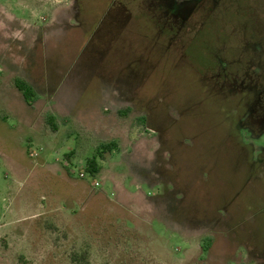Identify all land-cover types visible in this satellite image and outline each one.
I'll return each mask as SVG.
<instances>
[{
  "label": "rangeland",
  "instance_id": "obj_1",
  "mask_svg": "<svg viewBox=\"0 0 264 264\" xmlns=\"http://www.w3.org/2000/svg\"><path fill=\"white\" fill-rule=\"evenodd\" d=\"M70 2L0 0V264H263L252 253L264 246L261 183L251 175L245 181L235 159L239 134L230 132L233 114L223 118L219 102L203 95L197 77L202 65H159L150 79L138 82L149 80L139 90L154 108V124L148 126L160 137L155 158L157 144L153 133H143L140 107L118 117L109 91L83 70L90 56H79L88 37L66 30ZM93 3L98 7L101 0ZM249 4L253 23L264 32V0ZM49 22L44 34L36 30ZM135 34L124 38L133 45ZM132 45L116 43L108 52L106 44L101 50L110 56L97 57L94 68L116 65ZM78 75L81 82L88 76L86 84L70 88ZM16 80L35 91L32 106ZM241 138L253 144L256 157L264 138ZM113 140L120 153L106 155L95 179H79L85 161ZM68 153L70 175L63 168ZM156 159L163 182L151 192L135 175ZM144 192L158 199L148 200ZM206 238L212 243L202 255Z\"/></svg>",
  "mask_w": 264,
  "mask_h": 264
},
{
  "label": "trees",
  "instance_id": "obj_2",
  "mask_svg": "<svg viewBox=\"0 0 264 264\" xmlns=\"http://www.w3.org/2000/svg\"><path fill=\"white\" fill-rule=\"evenodd\" d=\"M249 1L251 2V0L248 2L247 0H212L216 5L211 7L210 13L204 15L195 11L189 19L190 22L183 25L181 22L178 25L166 24L167 16L164 14L158 16L160 17L158 20L154 17L151 19L147 13L146 17L138 14L134 16L131 23L136 29L137 37L134 39L137 42L132 45L130 39V43L132 50L137 53L146 48L147 59L154 66L150 73L151 77L153 71L158 70L157 66L164 67L172 62L173 56L166 50L170 51L173 47H166V44L170 42H166L165 39L178 35L182 40L178 43V49L184 50L186 60L189 63L193 61L202 65L201 74L197 77L202 86L203 95L205 97L209 95L219 102V113L223 118L227 114H233L234 122L230 132L237 136L239 134L235 144V159L241 162L245 181H248L251 175L261 183V186L258 183L257 192L264 198V178H261L264 169V140L260 142L259 154L254 157V147L245 144L241 138L242 134L246 137H250L248 136L250 134L251 139L264 138V32H260L259 27L253 23L255 11ZM231 32H236L239 37H234ZM132 33L135 34L130 30V35ZM158 37L163 38L160 40ZM161 54L162 57H160ZM160 58L162 62H159ZM252 59L257 61L252 63ZM251 80L258 86L254 88L241 86V82L248 84ZM15 87L22 94L26 105L32 106L37 98L33 88L20 80L15 81ZM257 121L259 125H256ZM47 124L52 130H56L52 116L47 118ZM226 135L224 133V140ZM116 149L115 142L101 144L93 156L85 161L83 172L79 173V179L84 178L80 177V174L95 179L101 172V163L106 155H112ZM65 159L68 166L63 165V168L66 175H70L73 153L66 154ZM211 243V239L208 238L202 241V255L206 254ZM252 253L264 259V246L258 252L255 249ZM80 259L85 261L84 256H75L74 260Z\"/></svg>",
  "mask_w": 264,
  "mask_h": 264
},
{
  "label": "flooded vegetation",
  "instance_id": "obj_3",
  "mask_svg": "<svg viewBox=\"0 0 264 264\" xmlns=\"http://www.w3.org/2000/svg\"><path fill=\"white\" fill-rule=\"evenodd\" d=\"M213 2L212 0H101V4L97 7L96 5L98 4L95 5L93 3V0H71L70 7L66 12V15H70L69 21L71 23H69L68 28L66 29L65 27V29H77L81 32L83 31V37H88L87 44L81 49V55L79 56L81 57L82 55L84 56L88 53V56H90L88 64L84 62L86 64L84 65L83 70H86L87 72H89V74H92L93 79H98V81L101 83L99 85L102 86V89L100 88L101 90L109 91L108 93L111 98L109 102L112 101L115 105L114 113L118 117L125 118L129 116L130 113L133 114L136 107H140L139 109L137 108L136 111L140 112V116H138V119L140 121V126L144 129L143 133L147 135L153 133L155 143L157 144V149H155L152 153L155 158L157 156V153H159L160 151V137H157L158 130H152L151 132L149 130L151 128H149L148 126V123L154 124V118L151 113L154 111V108L150 106L147 99L144 97L146 95V92L145 94H143L144 91H142V88L141 91L139 90L140 87L145 85L147 81L142 82L141 86L138 85V82L140 80H145L146 78L150 77V73L153 70L152 68H154L151 62L147 59L146 54L148 52L146 48H144L143 51H139L138 53L134 50H132L131 52L128 51L127 54L122 51L121 53H123L124 55L122 56V59H119V61H117L116 65H113L110 68L106 66L107 68H103L102 70H100V72L97 71L98 69L96 70L94 68L95 63L97 62L96 59L97 57H103L104 59L110 56L106 53V51L101 50L103 47H106V44L108 45L107 51L111 52L112 47L114 46V44L116 45V43L121 44L122 47H125L126 43H130V40L128 41L124 37L131 36L130 25L132 23V20L134 19V16H136L137 14H142L144 17H146L147 13L151 17V19L154 17L156 20L160 18H158V16H162L164 14L165 16H167L165 20L166 24L178 25L179 22H181L183 25L186 22H190L189 19H191L195 11L204 15L210 13L211 7L216 5ZM215 3H217V1ZM133 9L137 10V12H135V15L132 14ZM60 22H62V15L61 17H59L57 22H55V29L59 28ZM50 24L51 23L49 22L47 25H42L36 30L44 34L47 30H49V28H51ZM63 36L65 37L66 35L63 33L62 37ZM161 38L163 37H158V39L160 40ZM165 41L170 42L169 44H166V47H173L170 51L166 50V52H169V54L173 56L172 62H188L186 60L184 50L178 49V43L182 42V40L179 39L178 35H175L173 37H166ZM160 57H162V54ZM254 61L257 60H251L252 63H254ZM159 62H162L161 58ZM78 65L79 64L77 61L70 68V70L72 71L74 69H78ZM77 79V86H74V84L72 83L71 85H69L70 88H82L81 83L86 84L85 81L88 79V76H85L84 82H81L79 80V75L77 76ZM68 80L69 79L66 78L64 79V82L66 83V81ZM79 81L81 83H79ZM65 83H63V85ZM245 84L247 83L241 82V86H248L249 88L258 86L257 83L253 84L252 80L247 85ZM224 86L225 84L223 85V87ZM74 98V101H76L77 97L75 96ZM159 101L163 103L162 98H160ZM89 103H94V100L86 102L85 105H88ZM162 109L164 111H167L165 107H163ZM166 116L167 118H170V112H168ZM142 121L144 123H141ZM145 125H147V127H145ZM256 125H259V121H257ZM248 136L251 137L250 134ZM110 142H115L117 145V149L113 152V154L117 152L120 153V151L118 150L119 146L117 141L113 140L107 143ZM250 146L253 147V144H251ZM157 162L158 160L156 159V163H154L153 161L149 166L139 167L135 175V178L139 180V184L148 188L151 192H153V190L156 187L160 186L163 182V176L161 175V171L159 168L160 164H157ZM144 194L148 200H154L155 198L158 199L157 195L153 193L148 192L146 194L144 192Z\"/></svg>",
  "mask_w": 264,
  "mask_h": 264
},
{
  "label": "built area",
  "instance_id": "obj_4",
  "mask_svg": "<svg viewBox=\"0 0 264 264\" xmlns=\"http://www.w3.org/2000/svg\"><path fill=\"white\" fill-rule=\"evenodd\" d=\"M30 156H31V157H34L35 154L31 153ZM80 177H83V174H80ZM96 186H98V184H96Z\"/></svg>",
  "mask_w": 264,
  "mask_h": 264
}]
</instances>
